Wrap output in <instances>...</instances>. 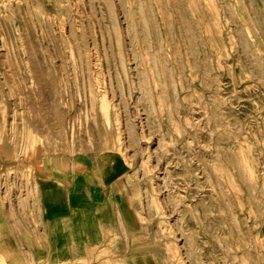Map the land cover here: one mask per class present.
Returning a JSON list of instances; mask_svg holds the SVG:
<instances>
[{"label": "rangeland", "instance_id": "374dc122", "mask_svg": "<svg viewBox=\"0 0 264 264\" xmlns=\"http://www.w3.org/2000/svg\"><path fill=\"white\" fill-rule=\"evenodd\" d=\"M92 158L155 264H264V0H0V212Z\"/></svg>", "mask_w": 264, "mask_h": 264}, {"label": "crops", "instance_id": "0c3cea01", "mask_svg": "<svg viewBox=\"0 0 264 264\" xmlns=\"http://www.w3.org/2000/svg\"><path fill=\"white\" fill-rule=\"evenodd\" d=\"M35 191L31 223L0 212V264L156 263L152 248H137L138 205L115 161H77L70 176L49 161Z\"/></svg>", "mask_w": 264, "mask_h": 264}, {"label": "bare ground", "instance_id": "6f19581e", "mask_svg": "<svg viewBox=\"0 0 264 264\" xmlns=\"http://www.w3.org/2000/svg\"><path fill=\"white\" fill-rule=\"evenodd\" d=\"M37 58H38V57H37ZM17 73H18V72H17ZM34 73H35V72H34ZM38 76H39V75H38ZM44 81H45V79H44ZM37 82H38V81H37ZM26 84H27V83H26ZM48 84H49V83H48ZM36 86H37V84H36ZM27 90H28V88H27ZM20 91H21V90H20ZM38 93H39V92H38ZM30 94H31V93H30ZM23 96H24V95H23ZM31 96H32V95H31ZM38 96H39V95H38ZM28 97H29V96H28ZM22 100H23V99H22ZM21 102H22V101H21ZM23 103H24V102H23ZM32 105H33V104H32ZM22 108H23V107H22ZM24 109H25V108H24ZM33 109H34V107H33ZM25 110H26V109H25ZM19 112H20V111H19ZM37 114H38V113H37ZM23 116H24V115H23ZM17 119H18V118H17ZM39 120H40V119H39ZM33 122H34V121H33ZM38 125H39V124H38ZM38 125H37V126H38ZM34 142H35V141H34ZM35 143H36V142H35ZM33 144H34V143H33ZM36 144H37V143H36ZM31 145H32V144H31ZM35 147H36V146H35ZM29 149H30V148H29ZM32 149H33V148H32ZM39 149H40V148H39ZM24 152H25V151H24ZM29 152H30V151H29ZM30 153H31V152H30ZM20 154H21V153H20ZM25 154H26V153H25ZM38 154H39V153H38ZM14 155H15V154H14ZM16 155H17V154H16ZM18 155H19V153H18ZM21 155H22V154H21ZM36 155H37V154H36ZM4 156H5V155H4ZM4 156H3V157H4ZM12 156H13V155H12ZM29 156H30V155H29ZM29 156H28V157H29ZM3 157H2V158H3ZM14 157H16V156H14ZM35 157H37V156H35ZM4 158H5V157H4ZM12 158H13V157H12ZM18 158L20 159L21 156H19ZM24 158H26V157H24ZM40 158H41V157H40ZM6 159L8 160V158H6ZM13 159H14V158H13ZM32 159H34V158H32ZM3 160H5V159H3ZM7 160H5V161H7ZM11 160H12V159H11ZM20 160H21V159H20ZM14 161H15V160H14ZM18 161H19V160H18ZM40 161H41V160H40ZM28 162H29V161H28ZM45 162H46V161H45ZM21 163H22V160H21ZM1 164H2V163H1ZM44 164H45V163H44ZM10 165H11V164H10ZM10 165H9V166H10ZM13 165H14V164H13ZM6 166H7V164H6ZM6 166H5V168H6ZM9 166H8V167H9ZM16 166H17V165H16ZM10 167H11V166H10ZM2 168H3V167H2ZM45 169H46V168H45ZM45 169H43L42 166H38V167H36V168L34 169V171H35V173L41 175L42 173H44V170H45ZM48 170H49V169H48Z\"/></svg>", "mask_w": 264, "mask_h": 264}]
</instances>
